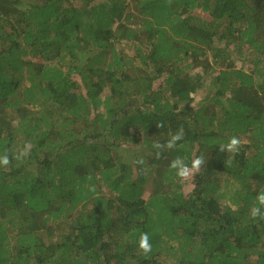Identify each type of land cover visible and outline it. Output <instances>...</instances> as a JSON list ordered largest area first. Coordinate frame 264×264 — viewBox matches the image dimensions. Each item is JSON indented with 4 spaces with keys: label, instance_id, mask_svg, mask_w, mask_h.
<instances>
[{
    "label": "trees",
    "instance_id": "1",
    "mask_svg": "<svg viewBox=\"0 0 264 264\" xmlns=\"http://www.w3.org/2000/svg\"><path fill=\"white\" fill-rule=\"evenodd\" d=\"M5 152L0 264H264V0H0Z\"/></svg>",
    "mask_w": 264,
    "mask_h": 264
},
{
    "label": "clouds",
    "instance_id": "2",
    "mask_svg": "<svg viewBox=\"0 0 264 264\" xmlns=\"http://www.w3.org/2000/svg\"><path fill=\"white\" fill-rule=\"evenodd\" d=\"M158 127H163V124H158ZM183 139V130H179L175 134L170 133V138L166 144H161L159 142L153 143V148L157 150L156 155L159 156L161 152L165 150H172L176 148L177 142ZM241 140L235 136L229 138L227 144H221L219 146V151H227V152H238L241 146ZM31 144H26L22 151H18L17 153H13V157L17 161H22L23 158L27 157L31 150ZM11 162V159L7 152L5 154L0 155V166L7 167ZM137 163H143V160L137 161ZM204 164L203 157H196L193 159L191 163V167L185 164L184 159L181 157H176L170 163V168L176 170V176L178 177L180 182H184L194 177L195 173L199 172L201 166ZM264 208V190H262L255 198V203L251 207L250 215L251 218L256 219H264V212L261 209ZM139 251L143 253L145 257H148L152 251V245L150 243L149 234L147 232L142 233L138 242Z\"/></svg>",
    "mask_w": 264,
    "mask_h": 264
},
{
    "label": "rangeland",
    "instance_id": "3",
    "mask_svg": "<svg viewBox=\"0 0 264 264\" xmlns=\"http://www.w3.org/2000/svg\"><path fill=\"white\" fill-rule=\"evenodd\" d=\"M222 45H226V42H224ZM232 51L233 50V46H231L229 48V51ZM233 54V59H235V64H236V67L238 70H243V71H246L248 72L250 69L253 68V61L255 59V56L250 53V52H246V55L242 56V57H239L237 53H232ZM194 74L201 80H203L204 82H206V90L209 89L212 91V93H215L216 92V89L213 88L212 86V83H213V79L212 77L209 76V74H207L203 69H198L194 72ZM210 77V78H209ZM208 79V80H207ZM207 80V81H206ZM199 99H201L199 96L196 98V101H195V105H199ZM199 102V103H198ZM137 151V149H132L130 151V153L128 155H126V159L129 157L130 160L128 162H130L132 165H134V162H133V155H134V152ZM195 176V175H194ZM185 193L187 195H190L194 189V177L190 178L189 180H186L185 181Z\"/></svg>",
    "mask_w": 264,
    "mask_h": 264
}]
</instances>
